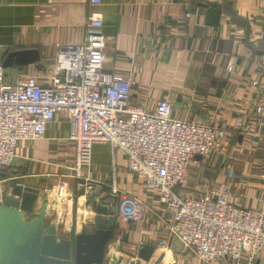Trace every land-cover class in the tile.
Segmentation results:
<instances>
[{
	"label": "crops",
	"instance_id": "crops-1",
	"mask_svg": "<svg viewBox=\"0 0 264 264\" xmlns=\"http://www.w3.org/2000/svg\"><path fill=\"white\" fill-rule=\"evenodd\" d=\"M92 18L103 24V71L137 81L130 106L155 112L168 102L173 117L222 127L228 132V143L263 147L264 126L253 116L258 92L251 83L264 82V0H100L96 6H90L88 0H0V63L9 53L36 50L37 63L10 70L44 77L52 67L55 45L82 42L84 24ZM246 128L248 141L242 134ZM68 134V122L59 114L42 139L19 142L15 149L11 168L15 175L9 180L47 197L48 221L67 232L71 199L82 189L79 182L91 186L89 191L99 186L103 194L117 196L120 202L137 201L144 208L137 222L118 218L120 230L108 247V258L122 255L134 262L140 245L146 244L155 247L149 264L161 255V264H204L191 251L173 244L167 249L158 245L167 237L164 209L127 170L126 159L113 155L108 145L92 147L90 167L82 171V180L75 179L70 171L74 149ZM202 162L196 159L191 176ZM209 164L214 169L216 159ZM225 166H220L225 169L221 181L230 174L236 181L231 201L247 209H264V175L256 172L237 177ZM9 180L0 177V197ZM54 185L65 188L61 199L51 191ZM85 201V197L78 201V231L83 220L92 217L83 207ZM39 206L38 201L37 213ZM123 235L128 242L120 245ZM118 247L120 252L115 251ZM256 263L264 264V252L251 264ZM209 264L247 263L222 259Z\"/></svg>",
	"mask_w": 264,
	"mask_h": 264
},
{
	"label": "built area",
	"instance_id": "built-area-1",
	"mask_svg": "<svg viewBox=\"0 0 264 264\" xmlns=\"http://www.w3.org/2000/svg\"><path fill=\"white\" fill-rule=\"evenodd\" d=\"M88 2L96 6L100 0ZM102 27L99 19H89L82 42L55 45L52 67L44 77L21 69L11 72L0 63V171L13 167L19 142L42 139L56 117L63 115L74 149L70 169L74 178L82 180L96 144L108 145L113 155L123 156L127 170L164 209L167 237L159 241L161 248L173 244L191 251L204 264L222 259L254 263L264 252V209H247L231 201L234 175L203 188L198 196L183 193L196 158L209 161L221 153L227 130L173 117L168 102L155 112L130 106L137 81L103 71ZM251 86L258 92L253 116L264 126V82L254 81ZM241 128L236 125V130ZM244 133L250 140L249 129ZM79 186L90 192L91 186L81 182ZM51 191L61 199L65 188L54 185ZM121 202L120 219H142V204Z\"/></svg>",
	"mask_w": 264,
	"mask_h": 264
},
{
	"label": "water",
	"instance_id": "water-1",
	"mask_svg": "<svg viewBox=\"0 0 264 264\" xmlns=\"http://www.w3.org/2000/svg\"><path fill=\"white\" fill-rule=\"evenodd\" d=\"M197 6L205 7L202 3ZM39 59L36 50L17 51L9 53L1 64L5 69L22 68ZM0 177L10 179L5 169L0 171ZM9 181L0 197V264H149L155 247L146 244L140 245L134 262L125 260L122 255L107 257L108 247L120 230L117 221L122 202L117 196L103 194L99 186L87 194L81 189L71 199V224L65 232L55 221H48L49 201L45 195H39L37 190L15 179ZM82 197L86 199L83 207L89 209L92 217L83 220L78 231L77 209ZM108 200L113 203H107ZM127 242L128 237L123 235L120 245ZM119 250V247L115 249ZM163 259L161 255L154 264H161Z\"/></svg>",
	"mask_w": 264,
	"mask_h": 264
},
{
	"label": "rangeland",
	"instance_id": "rangeland-1",
	"mask_svg": "<svg viewBox=\"0 0 264 264\" xmlns=\"http://www.w3.org/2000/svg\"><path fill=\"white\" fill-rule=\"evenodd\" d=\"M228 140L229 139H227V143ZM230 141L227 146L225 145L226 147H224L221 153L212 156L209 161H203L202 165H200L199 171L193 172L194 175L189 176L190 179H188L183 188L184 194L198 196L204 187L218 184L225 177V169L221 168V165H226L225 168L227 167L233 170L237 177H240L241 174H252L256 172H259V176L263 177L264 145L261 148H251L250 143L246 142V144L244 143L245 145L243 144V147H241L233 141ZM214 159H216V166L212 169L209 163ZM257 162L259 164L254 166L253 164Z\"/></svg>",
	"mask_w": 264,
	"mask_h": 264
},
{
	"label": "trees",
	"instance_id": "trees-1",
	"mask_svg": "<svg viewBox=\"0 0 264 264\" xmlns=\"http://www.w3.org/2000/svg\"><path fill=\"white\" fill-rule=\"evenodd\" d=\"M216 7V6H213V8ZM10 174H12V170L11 169H8L6 170V176H10Z\"/></svg>",
	"mask_w": 264,
	"mask_h": 264
}]
</instances>
